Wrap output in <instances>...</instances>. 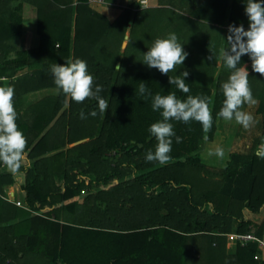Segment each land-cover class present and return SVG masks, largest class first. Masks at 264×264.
Wrapping results in <instances>:
<instances>
[{"label":"trees","instance_id":"1","mask_svg":"<svg viewBox=\"0 0 264 264\" xmlns=\"http://www.w3.org/2000/svg\"><path fill=\"white\" fill-rule=\"evenodd\" d=\"M220 2V18L194 16L247 29L246 0ZM25 4L36 11L38 52L52 51L46 63L28 58L32 53L17 52ZM132 9L110 23L87 0H0V86L14 88L16 123L30 162L17 172L0 168V264H27L30 256L44 264H264V251L255 243L241 246L227 237L253 233L264 241V220L255 225L246 214L264 210V157L256 155L264 144V115L250 151L231 153L221 170L208 167L201 151L218 132L221 85L231 70L218 53L190 52L182 66L168 73H189V92H181L168 83L167 75L141 64V54L151 43L138 36L148 33L151 24L145 13ZM127 32L126 52L135 46V57L118 53ZM197 40L205 45L202 38ZM209 44L216 52L218 40ZM76 58L87 62L94 85L101 87L105 110L95 98L71 100L54 84L52 66ZM241 62L251 61L245 55ZM117 64L120 72L115 71ZM3 79L9 82L3 85ZM139 82L153 95L206 97L211 127L204 130L194 120L170 121L175 136L169 159L147 161L146 153L154 152L157 144L148 128L162 116L152 110L151 96L138 94ZM248 83L264 114V76L251 71ZM50 89L59 94L24 106L27 94ZM93 111L94 117L89 115ZM81 112L86 119L80 118ZM22 173L24 201L11 203L4 188ZM256 254L261 259L254 260Z\"/></svg>","mask_w":264,"mask_h":264},{"label":"clouds","instance_id":"2","mask_svg":"<svg viewBox=\"0 0 264 264\" xmlns=\"http://www.w3.org/2000/svg\"><path fill=\"white\" fill-rule=\"evenodd\" d=\"M244 14L248 21L247 29L243 24H230L228 35L224 39L227 47L221 54V60L224 66L231 70V74L221 85L224 100L218 116L225 120L234 118L238 124L247 129L253 123V116L240 110L241 106L255 105L257 100L253 98L249 87L248 67L241 62V57L247 55L251 61L252 71L264 76V0H246ZM141 55L142 65L157 69L161 74L168 76L176 66L183 65L188 53L184 51L177 35L169 33L164 38L155 39ZM115 71L120 72L119 65L116 66ZM51 73L54 84L71 100L79 103L86 98H95L101 111L107 108V102L100 96L102 89L99 85H94V78L88 71L86 61L76 58L63 65L54 64ZM188 75L187 71H182L177 76H168V83L176 86L181 92L188 93L189 87L185 83ZM138 94L151 96L152 110L160 112L162 116L161 120L148 128L157 144L154 152L149 150L146 153L147 161L158 160L163 163L169 159L172 138L175 136L173 123L170 121L187 124L190 120H194L199 122L204 130H208L212 125V115L206 97L188 95L186 99L181 100L175 92L153 95L145 82H139ZM13 96L12 86H0V163H3L9 171L17 172L22 164H27L26 139L16 123L17 113L14 109ZM89 115L94 117L97 112L93 111ZM80 118L87 117L81 112ZM176 141L180 142V138L176 137ZM208 155L223 158L224 150L216 147L214 151H209ZM256 155L264 157V144L258 147Z\"/></svg>","mask_w":264,"mask_h":264},{"label":"crops","instance_id":"3","mask_svg":"<svg viewBox=\"0 0 264 264\" xmlns=\"http://www.w3.org/2000/svg\"><path fill=\"white\" fill-rule=\"evenodd\" d=\"M140 1H144V4H140ZM73 4L74 6H76L77 2ZM132 5L134 8L132 9V11H136V13H145L146 17L144 18H146L147 22L151 24V26L148 27L151 28L148 33H143L141 34V36H138L140 40L144 42L149 41L150 43H152L157 38H164L169 33H175L178 37V41L183 45V49L187 53L196 51V54H199L198 52H200L203 53V56L215 55L216 53H218V55H220L221 57V54L226 46V42L224 39L228 34L227 30L229 25H227L224 20L222 24L219 23V25H216L215 23L211 24V22H205V20L198 19L194 16L196 14H200L204 17H208L209 19H216V16L219 15L220 18L222 12L217 11L219 5H221L220 0H194L192 2H189V0H104L103 4L88 6L93 11L105 17L110 23H113L120 17L123 11L127 10ZM222 8L223 7H221V9ZM22 10L23 25L21 37L17 42V52L32 53V55L28 58L32 57V59L35 61L46 63L50 61V59H52V51L42 50L38 52L40 38L36 32V11L32 6L27 4L23 6ZM202 24L206 25V27ZM194 28H196L195 31ZM125 37H127V39L129 38L128 32L124 36V41L127 40L125 39ZM197 37L202 38V41L205 43V45H203L200 42L203 47V49L201 50H198L201 45L198 43L197 39L199 38ZM211 40L216 42L218 40V46L215 47V49H217L216 52H212V48L209 44V41ZM11 57L15 58V55L13 54ZM244 65L248 67V71L250 73L252 71L251 62ZM216 66L217 70H219L221 66V60L216 64ZM194 70H196V66H194ZM4 81L5 79H3V85H6L7 82H9L8 80H6L5 82ZM58 94L59 91L53 89L43 90L41 92L31 93L29 95L27 94L23 98V103L24 106L28 107L30 104H34L42 100L43 98L40 99L42 96L44 98L56 97ZM259 103L260 101L257 100V103L255 105L243 104L240 109L242 111L251 113V115L253 116V123L249 129H256V136L250 139V144H247L242 148V150H245V152L251 150L255 140L260 135L259 122L264 114L260 113L259 111ZM244 106L249 107V109L244 110ZM237 124L238 123L235 121V119H220V126L213 142L206 143L202 148L201 159L203 161L208 159L206 157L208 156V149L206 148H210V146L215 144L217 136L220 134V132H222V130L230 131L227 140L230 136H234V139L236 141V137H238L239 127L240 129H246L242 125L238 124V126ZM227 140L225 141V144ZM73 146L75 145L73 144L69 147ZM232 148L233 147H230L229 151L225 149L226 154L224 153L225 157L223 158V161H220L218 163L217 160H214V155L213 162L209 161V163L208 161H204V163L209 167L223 169L226 165L225 160H227L228 156L231 154L229 152L232 150ZM256 150H258V148ZM29 163L30 162H27V165ZM14 180V185L4 188L6 200L11 203L15 201H24V194L20 191V186H22V184L24 183V174H17ZM246 214L249 221H251L255 225H259L264 220V210H262L259 214H250L248 212H246ZM27 259L28 261L31 259L33 264H37L35 258H32V256Z\"/></svg>","mask_w":264,"mask_h":264},{"label":"rangeland","instance_id":"4","mask_svg":"<svg viewBox=\"0 0 264 264\" xmlns=\"http://www.w3.org/2000/svg\"><path fill=\"white\" fill-rule=\"evenodd\" d=\"M197 38H200V37H197ZM127 42H128V39L125 40L126 45H125V47H123V43H124V41H123V43L121 44L120 50H118V53L119 54L121 53V55L123 57H127L126 55L130 56V54H128V53H132L134 55V57H135V52L137 51L136 48H135V46H132L131 48H129V51L126 52V50H127L126 49ZM100 54H101L100 56H105L106 55L101 48H100ZM117 65H119V64H117ZM205 82H209L210 83L211 81H205ZM42 98H44V97L42 96L40 99H42ZM246 109H249V107L246 106L244 110H246ZM249 128H247V129L244 130V129H240V127H239L238 137H236L237 138L236 141L234 139L235 138L234 136H230L229 139L227 140V137H228V134H229L230 131L229 130H226V131L225 130L224 131L222 130V132H220V134L217 136V140L215 141V144H213L212 146H210V148H206V149H208V152H209V151H214L216 147H220V148H223L224 153L226 154V150L229 151L230 150V147H233L232 150L229 153H234V152L243 153V152H245V150H242V148L245 147V145L250 144V139H252L253 137L256 136V129L253 128V129L250 130ZM226 140H227V142L225 144V141ZM234 141H235V145H234ZM225 154H224L223 158L225 157ZM213 156L214 155H211V156L208 155V156H206L208 159H206L204 161H208V162L211 161V162H213ZM223 158L214 156V160L215 161L217 160L218 163L220 161H223ZM225 161H227V160H225ZM212 168H213L214 171L221 170L220 168H214V167H212ZM35 261H36L37 264H44V261L41 260V258H35ZM27 264H33L32 261H31V259L28 261Z\"/></svg>","mask_w":264,"mask_h":264},{"label":"built area","instance_id":"5","mask_svg":"<svg viewBox=\"0 0 264 264\" xmlns=\"http://www.w3.org/2000/svg\"><path fill=\"white\" fill-rule=\"evenodd\" d=\"M104 0H87V4L89 6L91 5H100L103 4ZM140 4H144V1H140ZM0 168H5V165L3 163H0ZM15 205L17 207H24L22 202H16ZM228 240L234 244H239L241 246H245L248 243H255L257 247L260 250L264 251V241L257 238L253 233H247V234H239V233H232L227 236ZM261 259V256L259 254H256L254 256V260Z\"/></svg>","mask_w":264,"mask_h":264},{"label":"water","instance_id":"6","mask_svg":"<svg viewBox=\"0 0 264 264\" xmlns=\"http://www.w3.org/2000/svg\"><path fill=\"white\" fill-rule=\"evenodd\" d=\"M125 39H127V37H125ZM125 45H126V43H125V41H124V43H123V47H125ZM83 142H84V140H83V141H79V142L75 143L74 145H79V144H81V143H83Z\"/></svg>","mask_w":264,"mask_h":264}]
</instances>
